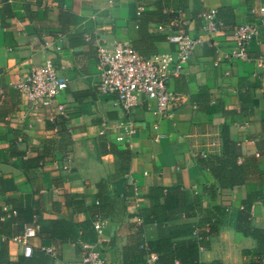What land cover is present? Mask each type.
I'll return each mask as SVG.
<instances>
[{
    "label": "crops",
    "instance_id": "obj_1",
    "mask_svg": "<svg viewBox=\"0 0 264 264\" xmlns=\"http://www.w3.org/2000/svg\"><path fill=\"white\" fill-rule=\"evenodd\" d=\"M259 5L0 0V264H79L94 243L105 264H144L139 243L160 244L169 235L174 248L193 240L176 237V226L206 230L201 220L216 206L224 215L208 246L199 247L198 263L264 264V246L237 229L247 211L248 227L264 230V29L249 45V61H224L218 52L231 50L226 31L254 19L251 9ZM207 9L216 10L220 33L200 32ZM179 29L201 42L183 74L168 83L175 106L158 120L142 103L132 113L136 129L124 134L114 97L98 91L96 46L122 41L144 56L173 52L166 37ZM47 59L67 80L57 98L67 117L32 108L16 88ZM224 138L234 146L233 162L216 176L218 159L230 155ZM154 187L180 188L193 211L169 221L159 215V226L145 220L164 201L150 198ZM97 217L105 220L99 234L92 227ZM26 227L36 229L30 258L13 241Z\"/></svg>",
    "mask_w": 264,
    "mask_h": 264
},
{
    "label": "built area",
    "instance_id": "obj_2",
    "mask_svg": "<svg viewBox=\"0 0 264 264\" xmlns=\"http://www.w3.org/2000/svg\"><path fill=\"white\" fill-rule=\"evenodd\" d=\"M259 7H253L251 13L254 19L244 24L234 26L226 31L231 40L232 48L227 52H220L224 61H249V45L256 41L264 29V0H260ZM113 4V0H109ZM200 32L213 35L222 31L217 19L216 10L207 9L200 14ZM180 15L171 20V25H179ZM174 45V51L144 56L136 51L128 42L114 41L96 46V60L100 70L98 91L104 95L113 96V105L122 112L123 121L120 128L124 134L131 135L137 127L132 119L133 110L147 103L152 116L158 120L169 116L175 106L177 96L169 88L168 83L183 74L184 65L191 58L194 48L201 42L192 38L182 30H175L166 37ZM49 46L48 42H45ZM60 52L61 48L56 46ZM264 69V59L259 60ZM215 66L218 62H215ZM67 87V80L59 74L54 63L47 59L41 65L30 71L24 81L16 86L28 104L34 109L45 110L51 116L67 117L66 106L57 103V98ZM151 105L153 106L152 108ZM158 129V125L153 127ZM120 141V137L116 138ZM157 139H155L156 141ZM133 196H138V189L133 182L129 183ZM105 225V220L97 217L92 227L99 234ZM197 233V232H196ZM36 236L34 227H26L22 235L13 239L23 248V256L30 258L33 250L30 240ZM146 264H156L158 255L147 247ZM55 259L56 254L45 250ZM79 264H105L97 250V244H88L81 252Z\"/></svg>",
    "mask_w": 264,
    "mask_h": 264
},
{
    "label": "trees",
    "instance_id": "obj_3",
    "mask_svg": "<svg viewBox=\"0 0 264 264\" xmlns=\"http://www.w3.org/2000/svg\"><path fill=\"white\" fill-rule=\"evenodd\" d=\"M175 16L171 15V20L174 19ZM225 146L229 144L228 153L230 154L227 158L218 159V170L214 173L217 176V172L221 171L223 168L232 163L233 158L231 153L235 152L233 144L227 139L224 138ZM227 148V147H226ZM233 167V166H232ZM151 199H158L159 197L163 198V203L161 205L155 204L154 209L151 212L152 218L145 220H153L156 221L159 226V215H162L165 221L175 219L178 213L184 212V214H190L193 211L194 206L186 204L185 193L180 190L178 187H169V188H159L154 187L149 191ZM206 216L201 220V223H207L206 230L202 229L198 233L196 228L191 224H181L176 226V237H187L189 235H195L193 240L189 239L184 242H181L177 247H171V244L167 241L169 239V235L167 239H163L159 244L157 243H145L141 242L138 245L139 250L143 255L142 262L146 264V251L141 246L146 244L149 249L155 252L158 255L156 264H175L176 260L177 264H199L198 263V250L199 247H207L208 246V238L212 235H215L218 231V224L220 223L223 215L224 209L216 206L212 211H207ZM247 217L248 212H242L237 229L245 234L250 235L255 238L258 243L261 245L260 248L264 246V230L260 231L257 229L249 228L247 225ZM93 223V222H92ZM202 224V225H203ZM197 232V233H196ZM170 235L173 234V231L170 230ZM184 235V236H179ZM161 240V238H160ZM5 264H13L11 262H6Z\"/></svg>",
    "mask_w": 264,
    "mask_h": 264
}]
</instances>
